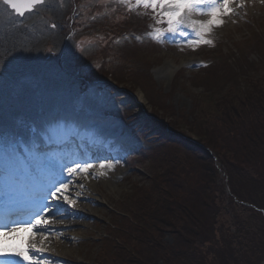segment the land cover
Listing matches in <instances>:
<instances>
[{"label":"rangeland","instance_id":"rangeland-1","mask_svg":"<svg viewBox=\"0 0 264 264\" xmlns=\"http://www.w3.org/2000/svg\"><path fill=\"white\" fill-rule=\"evenodd\" d=\"M121 3L122 6L115 0H45L44 4L19 16L0 0V37L7 35L8 31L18 32L23 40L16 56L10 53V49L2 51L10 63L8 67L0 66V91L6 93L5 103L10 105L14 99L22 98L20 93L23 89L37 102V112L43 107L45 95H50L53 102L43 107L49 109L47 116L43 117L48 120L55 114H64L62 109L76 106L80 101V108H84L82 110L87 115L95 113L100 116L102 122H95L92 118L94 127L107 122L120 124L126 130L119 143L127 147H122L125 153L113 171L118 172L119 177L109 175L116 184L111 189L107 182L109 179H106L97 187L86 189L79 186L75 196L68 195L74 203L63 202L66 204L65 212L60 211L58 216L66 224L82 225L65 230L56 228L54 234L48 232V238L40 241L36 255L41 264H110L120 256L130 258V251L145 264H162L160 256L150 246L137 245L129 233L131 229L126 215H141L132 202L142 195L140 188L148 191L150 172L159 173L161 167V161L154 160V149L164 145V136L158 135V130L146 133L140 127L149 124V116L155 114L162 121L163 130L159 133L163 131L171 135L174 146L179 141L178 137L169 133L167 126L194 139L187 133L184 122L196 102L210 109L211 98L214 97L208 95L209 91L215 93L217 88L219 92L224 89L242 92L247 87L245 78L249 77L253 62H257L264 74V0H235L231 4L233 11L228 26L216 27L206 37L213 41V45L201 44L195 48L185 42L177 43L183 37L167 32L162 42L152 41L150 34L154 30L147 34L149 40L144 34L139 35L144 42L147 41L145 44L129 34L128 44L120 47L114 39L129 32L124 31L127 24L137 27L136 32L139 33L146 30L144 15L129 16L122 9L124 3ZM98 12H103V18L97 17ZM201 17L194 14L192 19L200 20ZM148 18L152 22L147 24L148 28L166 29V23L157 24L156 19ZM184 30L190 33L188 28ZM22 60L27 64L21 66ZM205 62L211 66L200 69ZM26 66L33 69L32 76H25L24 72L19 80L12 77L15 78L14 83L2 76L5 72L15 75ZM229 78H232V83L226 81ZM97 80H103L105 84L99 88ZM144 80L152 81L154 85H145L143 87L147 88L143 89L139 82ZM208 85L210 87L205 89ZM139 96L143 99L141 103ZM3 110L0 111L5 115L7 112ZM131 138H136L139 143L144 140L145 147L141 152L128 147ZM93 180L98 182L99 178ZM74 206L81 210L77 218L69 217L76 212ZM111 226L116 227L119 240L109 237L103 250L104 242L100 241ZM77 229L79 235L76 234ZM149 232L153 234L152 230ZM68 239L71 243H66ZM97 239H100L99 244ZM173 241L171 235L163 238V242L169 245ZM46 256L49 261L42 260ZM106 257L109 258L107 262Z\"/></svg>","mask_w":264,"mask_h":264},{"label":"trees","instance_id":"trees-1","mask_svg":"<svg viewBox=\"0 0 264 264\" xmlns=\"http://www.w3.org/2000/svg\"><path fill=\"white\" fill-rule=\"evenodd\" d=\"M259 69L253 62L242 92L209 91L210 109L196 102L184 122L194 139L177 132L174 146L171 135L159 133L162 121L150 116L147 126L166 142L154 149L160 172H150L148 191L140 188L142 195L132 202L141 215H126L137 245L150 246L162 264H264V74ZM113 235L119 240L117 230ZM165 235L173 237L170 245L163 242ZM129 253L110 264H145Z\"/></svg>","mask_w":264,"mask_h":264},{"label":"bare ground","instance_id":"bare-ground-1","mask_svg":"<svg viewBox=\"0 0 264 264\" xmlns=\"http://www.w3.org/2000/svg\"><path fill=\"white\" fill-rule=\"evenodd\" d=\"M230 7L232 8V6L230 5ZM232 13V12H231ZM229 13V15L225 16L224 19V23L221 25V29L222 28H226L228 26V22L231 21V17L232 14ZM2 19L3 21L6 20L4 18V14L2 13ZM208 19L205 16H202L200 21H204ZM220 27V26H219ZM214 30V29H213ZM0 31H2L0 29ZM8 33V34H7ZM6 34L8 35H3L2 37H0V66H6L8 67V65L10 64L8 61H6V58L4 57V54L2 53L3 49H10V53H14L16 56V53L19 52V46L22 45V38H20V35L22 37V34H18V32H6ZM18 34V35H16ZM9 45V46H8ZM7 46V47H6ZM30 48V47H29ZM28 48V49H29ZM25 50V49H24ZM28 52H30L28 50ZM9 54V53H8ZM14 59V58H13ZM16 61V59H15ZM23 66V64H27L24 63L23 60L20 62ZM34 67V66H33ZM33 69L31 67L26 66L25 69H19L18 72H16L17 74L13 75L11 73H7L5 72L2 76L4 77L5 80H8L11 83H14V79L16 78L17 80H19L21 78V76H32V74H34V72L32 71ZM25 72V74H24ZM13 75V76H12ZM12 77H15L14 79H12ZM31 78V77H30ZM142 84V88L146 89L147 87H143V86H148L151 87L154 85V83L152 81H146V82H139ZM117 86H115L116 88ZM155 87V86H154ZM47 90H49V88L46 87ZM118 90V87L116 88ZM48 93V91H46ZM4 94H6L4 91H0V107H2L4 112H7L5 115H3V113L0 111V136H1V142H0V151L2 152L3 146H5V149L7 146H9L12 142L9 139L8 133L11 129H15V130H19L22 131V125L24 123H27L29 126L35 124L37 126L36 123L34 122H38L39 124L44 123V121L46 119H43V117L47 116V113L49 112V109L43 108L44 105L46 106L51 104L53 102V100H51V96H47L45 95V102L43 103V107L38 108V111L35 112V109L37 108V102H35L34 98L29 95L27 93V91H24L23 89H21V93L20 95L22 96V98L19 99H14L13 103L10 105H7L5 102V99H7ZM34 102H33V101ZM142 97L139 96L138 97V101H142ZM78 105L70 107V108H65L62 110H65V113H61V114H53L54 116L51 117L50 119L46 120L45 122L47 123H51L52 121H56V122H66L67 124H69L70 122L73 121H81L83 122L85 119H88V117L90 116L91 118L94 117L93 120H95L96 122L100 121V116L97 115H86L80 112V110L84 109H80V101H78ZM78 110V112H77ZM41 111V112H40ZM52 112V111H51ZM54 112V111H53ZM2 114V115H1ZM50 114V113H49ZM39 119V121H38ZM150 119V117L148 118ZM89 120V119H88ZM117 124V123H116ZM66 130L69 131L72 128V125H65ZM116 128L115 130L112 128ZM153 128H149L147 126V124H145L144 127V131L146 133H149L152 131H155V129ZM152 130V131H151ZM89 132V137L91 138L92 136L98 137L100 135H115L118 137V139H122L125 136V128H123L120 124L118 125H114L112 123H107V122H103L100 124V126L98 128H92V129H88L87 130ZM23 132V131H22ZM77 134V137H76ZM74 136L76 138H73L74 142L73 143H69L70 147L72 148L73 151L79 150L81 149V147L84 145V143L87 141L85 139L84 136L80 135V132H75ZM121 137V138H120ZM58 138V137H57ZM34 143V142H32ZM88 145V144H87ZM87 148V147H86ZM65 152V151H64ZM88 152L93 153L94 154V149L91 148L88 145ZM95 154H97L95 152ZM20 156H16L15 161L9 163V165L11 166V168H14V170H16V172L19 169H22L25 164L28 165V167L30 168L31 172H32V176L31 177H26L27 176V172L25 170L24 171V175L22 176L21 174L18 175V178L21 179V181L19 183H21L22 185L20 186V188H16L19 186H10V187H5L3 188V186L0 187V227H5L8 226L6 224H11V222L9 221V219H11L12 222H23L25 220H27V211L31 208H27L26 205H22L20 204L19 200L22 199L23 202H25L26 204H28L29 206H32V200L29 198H24V197H20V196H24V195H29L31 197H33V199H36L38 196L43 195L46 199V203H51L55 206H57V209H59V211L61 212H65V203H63V199H59L56 200L54 198H52L49 195V188L45 185V183H50L49 187L58 185L61 181L63 182H68V190H67V195H73L75 196L74 193L75 190L78 192L79 190L77 189L79 186H85L86 189L93 187H97L99 184L98 183H102L105 182L104 180L109 179V175L114 176V175H118L117 177H119V173L118 172H113L116 168V166L114 164H111V162H104L107 165H110V167H107L106 169H100L99 166H95L91 169L88 170L87 174H79L77 176L74 177H69L67 175L66 170H60V167H57L56 169H52L50 172L49 170L51 169V167H55V166H50V168L47 165L42 164L41 162H30L27 160V155L26 154H19ZM3 156L0 155V159ZM92 156H88L87 158L90 159V161H101L102 158L100 157H95L93 156V158H91ZM9 160V159H8ZM6 171V169L4 170ZM98 176H97V175ZM114 174V175H113ZM0 175L3 176L5 175V173L3 171H0ZM93 178H99L98 182H95L93 180ZM109 183V188H113V185L116 184L115 181L112 180V178L109 179V181H107ZM1 183V182H0ZM9 183V182H8ZM44 183V184H43ZM37 192V193H35ZM35 194V195H34ZM58 196L60 195L59 193L57 194ZM19 196V197H17ZM45 204V203H42ZM75 207V206H74ZM80 207H75L76 212H72L69 217H76L78 216L79 211H81L79 209ZM81 208L89 211L86 207H82ZM58 210L53 211V214L50 216L51 220H47L48 223L46 225H42V226H37L36 228H33L32 231L38 229L41 234L40 235H36L34 236V234L30 235L29 232H18L17 234H13L12 237L8 238L7 240H5V245H7L8 242H12V245H23L28 247L27 252L30 256L34 257V259L36 260V255L39 252V244L41 240L46 239V237L48 238V232L50 233H55L56 232V228H60L61 230H65V229H71L74 227H77L79 225L73 224V223H67L70 226H67L66 222H62V220L60 219L59 216H54L57 212H59ZM90 212V211H89ZM33 215H31L32 217H35L37 215V213L32 212ZM129 216V218L131 219L132 216L130 214H127ZM45 217H42V219H44ZM29 219V216H28ZM31 220V218H30ZM66 221V220H65ZM32 222L34 223V218L32 220ZM114 223H116L115 221H112ZM117 224V223H116ZM84 226V225H83ZM79 229V228H78ZM77 230L76 234L79 232ZM116 230V227H110L108 229V232L106 231L105 236L101 239H97V243L104 242V238H108V237H113L115 239L118 240L117 237H114L113 235V230ZM22 233V235H21ZM71 235V234H70ZM79 235V234H77ZM57 238V237H56ZM51 241V240H50ZM66 243H71V240L68 239V241ZM67 245V244H66ZM95 245V244H93ZM99 250L101 251V248H99ZM46 255H49L48 252L45 253ZM18 260H24L21 257L17 258ZM43 259L46 260H50L49 258L43 257ZM37 261V260H36ZM4 261L0 259V264H3ZM5 264V263H4ZM41 264V263H38ZM99 264V262L97 263Z\"/></svg>","mask_w":264,"mask_h":264},{"label":"snow or ice","instance_id":"snow-or-ice-1","mask_svg":"<svg viewBox=\"0 0 264 264\" xmlns=\"http://www.w3.org/2000/svg\"><path fill=\"white\" fill-rule=\"evenodd\" d=\"M44 2L45 0H3V3L13 9L19 16H24L26 10L31 11L36 6L44 4ZM124 2H127V0H124ZM234 2L235 0H135V7L142 6L145 9H151L155 14L157 24H167L166 29L157 28L154 30L153 39L162 42L165 32L172 33L186 38L185 43L195 48L201 44L213 45V41L206 37L214 28L225 22L223 18L233 11L230 5ZM22 5L27 7L22 8ZM194 14L205 16L208 19L204 21L193 20L192 16ZM185 28L191 29V36L189 32L184 30ZM93 167L95 166L91 163H76L75 166H68L66 172L69 177H74L81 172L87 174L88 170ZM107 167H110V165L99 164L100 169H106ZM67 190L68 182L61 181L49 190V195L56 200L62 198L65 203L73 204L74 201L66 194ZM34 221V223L32 221L26 223L13 222L14 226L0 227V258L14 255L28 261L29 264H38V261L30 256L23 247L5 245V240L12 237L13 234L30 232L33 228L48 223L47 220L42 219L40 213H37Z\"/></svg>","mask_w":264,"mask_h":264},{"label":"water","instance_id":"water-1","mask_svg":"<svg viewBox=\"0 0 264 264\" xmlns=\"http://www.w3.org/2000/svg\"><path fill=\"white\" fill-rule=\"evenodd\" d=\"M27 7V6H26Z\"/></svg>","mask_w":264,"mask_h":264}]
</instances>
